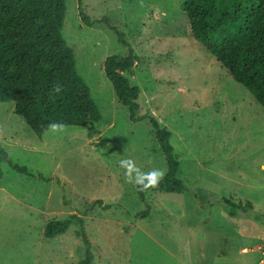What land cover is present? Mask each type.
<instances>
[{
    "label": "rangeland",
    "instance_id": "obj_1",
    "mask_svg": "<svg viewBox=\"0 0 264 264\" xmlns=\"http://www.w3.org/2000/svg\"><path fill=\"white\" fill-rule=\"evenodd\" d=\"M183 1L83 0L87 26L78 0H66L62 34L102 117L39 137L14 101L0 102V146L32 173L0 162V264H77L88 251L92 264H264V107L193 37ZM129 48L139 113L171 131L184 192H136L137 174H165L166 162L105 74L106 57ZM223 197L253 207L231 216ZM71 213L83 215L90 245L76 225L44 236L46 222Z\"/></svg>",
    "mask_w": 264,
    "mask_h": 264
},
{
    "label": "trees",
    "instance_id": "obj_2",
    "mask_svg": "<svg viewBox=\"0 0 264 264\" xmlns=\"http://www.w3.org/2000/svg\"><path fill=\"white\" fill-rule=\"evenodd\" d=\"M78 9L81 21L93 26L83 10V0H78ZM181 9L189 19L193 37L264 107V0H184ZM65 15L66 0H0V102L14 101L15 113L39 137L52 122L84 126L102 117L89 86L78 73L73 49L62 34ZM113 30L118 40L128 46L124 32ZM137 60L138 56L129 48L125 55H108L104 70L118 102L128 108L129 119L148 120L165 158L166 172L155 185L144 187L147 178L136 185L138 197L145 201L148 190L181 193L187 186L178 177L180 163L171 142V131L154 116L139 113L140 88L127 75L133 73ZM57 86L60 92L56 91ZM1 161H8L20 173L32 175L28 167L13 163L2 146ZM222 201L231 216L240 209L253 207L249 201L244 205L226 197ZM101 203V199L94 201ZM150 208L147 204L140 217H147ZM71 225L78 226L76 235L90 245L80 213L49 220L43 234L53 238L65 233ZM91 260L88 251L77 264H92Z\"/></svg>",
    "mask_w": 264,
    "mask_h": 264
},
{
    "label": "clouds",
    "instance_id": "obj_3",
    "mask_svg": "<svg viewBox=\"0 0 264 264\" xmlns=\"http://www.w3.org/2000/svg\"><path fill=\"white\" fill-rule=\"evenodd\" d=\"M56 91L60 92L59 86H57ZM48 128H49V131H51L52 133H58L64 130V125L58 122H52L49 124ZM121 164L127 167L129 172L134 170L131 161H121ZM163 175H164L163 171H159V170H154L151 173L146 174V177L138 173L136 183L142 184L143 180L147 178L148 184L144 185V187L152 186V185H155L158 179L161 178Z\"/></svg>",
    "mask_w": 264,
    "mask_h": 264
},
{
    "label": "crops",
    "instance_id": "obj_4",
    "mask_svg": "<svg viewBox=\"0 0 264 264\" xmlns=\"http://www.w3.org/2000/svg\"><path fill=\"white\" fill-rule=\"evenodd\" d=\"M261 167H262V169H263V171H264V164H262ZM260 186H261L262 188H264V183H261ZM259 249L263 250L262 248H259Z\"/></svg>",
    "mask_w": 264,
    "mask_h": 264
}]
</instances>
